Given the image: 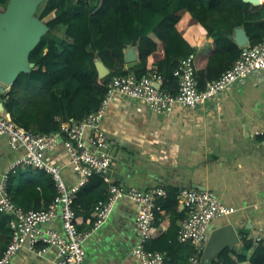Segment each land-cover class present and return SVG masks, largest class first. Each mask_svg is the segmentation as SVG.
Here are the masks:
<instances>
[{"label":"trees","instance_id":"obj_1","mask_svg":"<svg viewBox=\"0 0 264 264\" xmlns=\"http://www.w3.org/2000/svg\"><path fill=\"white\" fill-rule=\"evenodd\" d=\"M8 4L9 0H0V14ZM37 17L50 31L30 54L36 67L21 74L10 90L0 95V102L6 119L42 135L59 133L63 122L83 120L99 108L109 79L131 74L124 71L128 44L139 51V64L133 74L141 78L157 70L165 77L164 89L175 93V69L181 59L196 55V47L204 39L212 41L214 49L203 72L198 73L194 58L201 90L207 80L218 79L242 55L243 49L231 39L235 29L243 27L251 45L264 41V0L258 7L243 0H45ZM61 25L67 28L66 40L53 34ZM98 61L110 70L102 80L96 67ZM42 176L41 183L23 185L21 202L11 197L10 176L7 191L11 199L25 210L49 208L58 191L49 175L42 172ZM103 185V179L94 175L75 198V224L80 231L84 215L92 218L89 226H93V208L104 198ZM178 192L170 191L161 202L163 208L159 203L161 211H176ZM183 219L184 214H176L163 236L167 241L148 248L166 254L167 264H187L193 253L190 244L178 239L176 222ZM11 222L12 217L0 210V256L11 240ZM244 248L243 253L226 248L211 264H264L263 243L245 238Z\"/></svg>","mask_w":264,"mask_h":264},{"label":"crops","instance_id":"obj_2","mask_svg":"<svg viewBox=\"0 0 264 264\" xmlns=\"http://www.w3.org/2000/svg\"><path fill=\"white\" fill-rule=\"evenodd\" d=\"M261 3L251 5L258 7ZM66 31L67 28L61 25L53 34L66 40ZM151 38L160 43L155 35ZM231 39L237 44L235 32ZM196 49L194 58L199 73L207 69L214 44L204 39ZM127 50L135 52V61H126ZM124 54V71L135 73L139 64L138 47L128 44ZM153 66L157 68V64ZM208 83L209 80L205 86ZM102 129L113 142L110 149L112 166L108 172L111 183L142 191L159 187L169 192L208 190L236 209L230 216L213 220L209 235L219 227L233 225L237 233L243 235L240 244L234 248L239 253L245 252V238H264V79L260 74L235 83L197 110L178 106L167 116H155L141 101L115 94ZM23 154V150H12L6 137H0V180L7 167ZM47 160L62 167L63 179L69 189L77 185L79 178L70 165L64 146L59 145L48 153ZM43 179L39 170L28 166L18 168L11 174V197L21 202L23 185L41 183ZM103 189L105 191L106 185ZM37 190L40 192L41 187L38 186ZM137 214L136 203L127 198L120 200L108 221L86 238L83 245L85 264H140L132 255L137 244ZM176 214H184L180 204L174 213L162 209L156 218L148 248L167 241L163 236ZM90 222L92 218L84 215L80 220L82 232L90 231ZM181 222L177 220L176 226L179 227ZM46 227L62 230L58 219ZM55 256L56 249H50L42 257L23 250L15 256L12 264H56Z\"/></svg>","mask_w":264,"mask_h":264},{"label":"built area","instance_id":"obj_3","mask_svg":"<svg viewBox=\"0 0 264 264\" xmlns=\"http://www.w3.org/2000/svg\"><path fill=\"white\" fill-rule=\"evenodd\" d=\"M173 74L178 81L175 93L164 89L165 77L157 70L150 71L141 78L132 73L113 76L106 84V96L96 111L83 120L63 123L59 133L50 135L27 131L13 120L6 119L2 114L3 110H0V137L7 138L12 150L24 152L7 167L0 180V210L12 217L11 240L0 256V264H12L15 256L23 250L42 257L50 249H56V264H85L83 245L86 238L108 221L115 205L123 198L138 205L135 220L137 244L132 255L140 264H167L165 254L149 250L148 244L157 212L161 211L159 202L168 198L170 192L161 187L142 191L135 187L113 184L108 176L112 166L110 149L113 142L105 134L102 124L112 96L116 94L141 101L155 116L171 115L178 106L197 110L215 100L235 83L254 74H260L264 79V41L249 44L231 68L208 83L203 90L199 89L193 56L181 59ZM59 145L64 146L70 165L79 178L77 185L71 189L65 184L62 167L47 160V154L56 150ZM23 166L49 175L56 184L58 194L49 208L25 210L9 196V178ZM94 175L103 179L106 189L104 198L93 208L92 228L88 232H82L75 224L76 211L73 204L78 193ZM177 197L184 211L178 239L181 243L190 244L193 249L187 264H202L210 223L234 214L236 209L208 190L182 189ZM57 219L61 221V231L46 227ZM252 240L264 244L262 237H254Z\"/></svg>","mask_w":264,"mask_h":264},{"label":"water","instance_id":"obj_4","mask_svg":"<svg viewBox=\"0 0 264 264\" xmlns=\"http://www.w3.org/2000/svg\"><path fill=\"white\" fill-rule=\"evenodd\" d=\"M45 0H9L5 12L0 14V94L12 87L21 74L31 72L36 64L30 61L31 52L41 42L49 27L37 17L39 6ZM255 6L260 0H243ZM239 47L250 44L244 28L235 30ZM133 50L126 51V61H135ZM100 79H105L110 70L100 61L96 63ZM4 110L3 103L0 104ZM243 235H239L231 224L219 227L211 232L201 258L202 264H210L226 248L234 249L240 244Z\"/></svg>","mask_w":264,"mask_h":264},{"label":"bare ground","instance_id":"obj_5","mask_svg":"<svg viewBox=\"0 0 264 264\" xmlns=\"http://www.w3.org/2000/svg\"><path fill=\"white\" fill-rule=\"evenodd\" d=\"M262 2V0H260V3Z\"/></svg>","mask_w":264,"mask_h":264}]
</instances>
